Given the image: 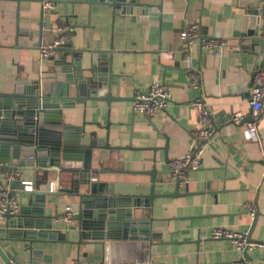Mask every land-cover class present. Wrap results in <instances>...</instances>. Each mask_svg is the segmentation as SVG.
Returning <instances> with one entry per match:
<instances>
[{"label": "crops", "instance_id": "1", "mask_svg": "<svg viewBox=\"0 0 264 264\" xmlns=\"http://www.w3.org/2000/svg\"><path fill=\"white\" fill-rule=\"evenodd\" d=\"M42 1L0 0V92L13 93L37 81L51 86L67 79L86 81L95 75L97 85L83 93L86 103L64 111V137L88 150L86 160L98 168L96 183L112 189L117 198L144 204L155 189L153 205L140 207L151 212L154 239L141 250L80 243L77 221L60 220L78 202L68 195L73 190L69 176L60 181L54 173L39 172L34 179L25 172L21 180L31 182L38 195L15 189L19 211L40 209L46 217L57 216L54 229L63 238L33 244L2 239L5 252L21 264H122L125 257L134 258L129 264H234L241 260L235 244L211 238L214 228H224L247 233L261 244L244 256L250 264H264V105L259 139L245 137L253 122L252 78L264 58L262 53L256 56L257 36H249L256 0H138L143 7L131 0L91 5L86 0H51L56 7L48 11ZM191 24L199 25L201 38L224 39L220 57L203 51L199 39L190 47L181 41L180 34ZM61 26L67 28L65 45L74 53L57 51L42 59L41 48L62 35ZM93 65L97 70L92 73ZM192 72L199 76L198 89L192 86ZM110 78L109 92L105 86ZM157 82L171 93L169 108L153 118L135 113V97ZM109 93L110 102L88 99ZM198 97L209 104L215 136L201 167L178 186L169 163L191 148L199 128L191 102ZM48 111L54 114V109ZM46 136L51 139L54 133ZM76 160L82 167L83 155ZM15 180H2L0 188L11 190L8 183ZM0 264H5L1 258Z\"/></svg>", "mask_w": 264, "mask_h": 264}, {"label": "water", "instance_id": "2", "mask_svg": "<svg viewBox=\"0 0 264 264\" xmlns=\"http://www.w3.org/2000/svg\"><path fill=\"white\" fill-rule=\"evenodd\" d=\"M102 1L104 0L85 2L91 5ZM117 2L127 4V0H117ZM131 3L143 7L138 0H131ZM250 14L252 30L249 36H257L259 40L256 56L260 53L264 55V0H256ZM57 51L74 53L68 44L57 48ZM96 52L100 53V51ZM94 65L92 73L97 70ZM262 66H264V58L260 64V67ZM93 76V79L89 78L86 81L67 79L65 83L56 86L41 85L37 81L33 84L28 83L31 86L18 88L13 93L0 92V171L18 169L22 173L32 172L34 179L39 172L54 173L60 181L65 176H69L73 190L69 191L68 195L78 199L71 208L74 212L73 220L78 223L80 243L99 244L104 249L120 245L124 249L141 250V247H149L150 241L154 239L151 212L146 209L153 205L155 198L158 197L155 189L152 188L144 204L132 200V197L117 198L112 189L96 183L95 175H98V168H95L93 162L86 160L89 159L88 150L82 148L79 143H70L67 137H64L68 130L64 128V111L75 108L77 103H86L83 93L88 87L97 85L95 84L97 77ZM110 80L111 78L105 86L109 92ZM54 86L57 89H54ZM71 86L75 88L74 96H71ZM99 95L93 94L88 99L110 102V93L107 98ZM51 108L54 109L52 112L54 114L48 111ZM52 115L56 118L50 121ZM48 131L54 133L53 138L48 139L49 137L46 136ZM82 155L84 164L78 167L76 159H80ZM24 182L21 178H17L8 184L15 193L14 190L17 188L26 191ZM176 184L179 186V182ZM82 188L85 189L84 192H81ZM31 194L38 195L37 192ZM119 207L126 210L120 212ZM140 207L146 209L141 212ZM137 211H140V214H137ZM55 220H58L57 216L46 217L40 209L22 208L14 215L7 212L3 219H0V241L21 239L29 244L57 243L63 237L60 236L62 233L60 229H54ZM245 256L248 257V254ZM0 258L5 264H21L1 246ZM133 259L130 261L126 257L123 260L118 258L122 264L133 263ZM138 261L145 262V259L139 257Z\"/></svg>", "mask_w": 264, "mask_h": 264}, {"label": "built area", "instance_id": "3", "mask_svg": "<svg viewBox=\"0 0 264 264\" xmlns=\"http://www.w3.org/2000/svg\"><path fill=\"white\" fill-rule=\"evenodd\" d=\"M55 3L51 0H43L42 8L44 11L54 10ZM62 31V35L51 45L43 46L41 48L42 59L54 56L57 52V48L65 45L68 42V36L65 34L67 28L61 26L59 28ZM200 27L197 24H191L180 34V39L186 46H189L200 40V47L203 51L214 54L217 57L221 56V50L225 45V41L220 37L213 38H201ZM192 86L194 89H198L199 76L196 72L191 74ZM252 96L251 106L253 109V122L248 124L245 129V137L248 140H258V120L261 114V110L264 105V66L259 67L252 78ZM171 104V93L169 89L159 82L152 84L146 93H139L132 104V109L135 113L141 114L146 118H153L164 112L169 108ZM191 106L198 114L199 128L193 134V143L190 150L186 155L181 158L175 159L169 163L170 176L176 183L183 186L189 181V172L198 170L201 167L203 155L206 147L212 142L215 136V130L212 127V116L208 102L201 97L194 99L191 102ZM241 116L237 115L236 122H239ZM2 180H15L21 178L22 172L18 169L15 170H2L0 171ZM264 175V174H263ZM26 184L25 190L32 191V183L24 182ZM249 214L252 218L255 217V207L250 205L248 208ZM10 212L14 215L19 212V203L17 196L6 188H0V219L2 220L4 214ZM74 218V212L71 206H68L65 213L61 215L60 220L64 223L72 222ZM211 238L213 239H227L235 244L237 251L241 254V260L234 264H250L249 260L245 258V254L254 250L262 245L253 242L249 239L247 233H238L229 229L214 228L211 232Z\"/></svg>", "mask_w": 264, "mask_h": 264}]
</instances>
